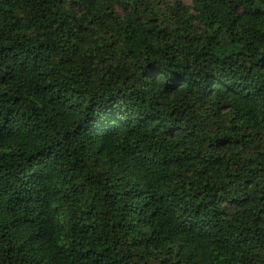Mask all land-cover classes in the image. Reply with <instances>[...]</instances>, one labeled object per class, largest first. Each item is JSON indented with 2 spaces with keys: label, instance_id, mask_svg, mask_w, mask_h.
Listing matches in <instances>:
<instances>
[{
  "label": "trees",
  "instance_id": "1",
  "mask_svg": "<svg viewBox=\"0 0 264 264\" xmlns=\"http://www.w3.org/2000/svg\"><path fill=\"white\" fill-rule=\"evenodd\" d=\"M0 264H264V0H0Z\"/></svg>",
  "mask_w": 264,
  "mask_h": 264
},
{
  "label": "rangeland",
  "instance_id": "2",
  "mask_svg": "<svg viewBox=\"0 0 264 264\" xmlns=\"http://www.w3.org/2000/svg\"><path fill=\"white\" fill-rule=\"evenodd\" d=\"M181 1H183V2L186 3V4H191V1H192V0H181Z\"/></svg>",
  "mask_w": 264,
  "mask_h": 264
}]
</instances>
